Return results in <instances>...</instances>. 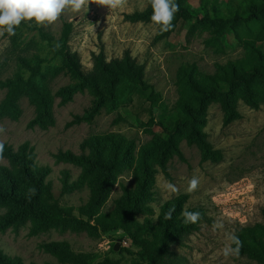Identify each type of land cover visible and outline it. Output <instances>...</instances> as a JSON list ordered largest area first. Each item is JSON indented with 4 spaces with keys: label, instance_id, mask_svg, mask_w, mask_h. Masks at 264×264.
<instances>
[{
    "label": "trees",
    "instance_id": "1",
    "mask_svg": "<svg viewBox=\"0 0 264 264\" xmlns=\"http://www.w3.org/2000/svg\"><path fill=\"white\" fill-rule=\"evenodd\" d=\"M144 11L127 18L132 22H151L150 0ZM179 11L175 21L196 23V27L210 34L205 45L216 54L230 51L232 42L240 46L243 57L218 64L212 73H203L195 63L182 65L176 74L178 98L171 108L143 77V66L128 50L120 58L109 62L104 54L92 55L93 66L85 71L78 56L68 50L69 25H65L60 44H54L44 35L45 46L52 52L58 67L44 71L48 61L39 57L34 61L19 59L20 70L11 78L0 79L5 95L0 102V120L17 121L21 114L19 101L25 97L34 108L29 129H48L55 123L53 105L72 101L74 94L87 91L92 101L82 114L74 115L68 126L92 123L102 111L121 112L151 139L138 149L133 139L120 133L96 134L85 139L76 155L59 151L54 155L63 162L80 169L78 178L69 182L62 176V192L87 189L88 199L78 207L63 206L54 197L47 180L50 168L38 166L33 148L23 143L16 150L4 144L3 158L8 166H0V232L18 231L30 224L29 235L36 236L50 230L59 232L108 234L121 231L132 250L122 248L120 253L136 258L143 264H178L174 248L185 246L188 238L205 221L202 208H185L186 195L163 203L153 220L155 177L162 172L168 178L170 160L185 161L180 144L195 146L201 161L219 162L222 154L215 150L204 131L208 108L218 104L223 112L222 124L227 127L240 117L239 101L252 109L264 104V0H199L195 10L187 0H176ZM23 24V22L21 23ZM64 73L70 83L51 94L49 84ZM122 118V117H121ZM154 129L158 132H154ZM129 173L131 188L121 185V195L114 207L104 211L119 177ZM34 190V192H33ZM171 211V217L168 213ZM199 212L196 224L185 223L183 211ZM241 241L238 255L264 264V211L262 223L240 227L233 233ZM232 248L236 245L232 242ZM42 248L56 258L55 264H120L104 258L100 261L90 252H74L66 241L49 242ZM0 264H23L19 257H9L0 251Z\"/></svg>",
    "mask_w": 264,
    "mask_h": 264
},
{
    "label": "rangeland",
    "instance_id": "2",
    "mask_svg": "<svg viewBox=\"0 0 264 264\" xmlns=\"http://www.w3.org/2000/svg\"><path fill=\"white\" fill-rule=\"evenodd\" d=\"M198 1L187 0V5L195 10ZM147 6V0H128L123 9L111 10L90 0L85 10L73 12L68 8L50 26L23 22L16 28L15 35L0 37V79L11 78L20 70L19 59L34 61L43 57L48 61L44 71L58 67L60 62L52 60V52L45 46L43 36H48L59 45L65 25L70 27L68 50L78 56L85 71L92 69L93 54L102 52L105 61L109 62L120 58L128 50L143 66L144 80L154 87L169 108L178 98L176 74L182 65L195 63L201 72L212 73L216 65L243 57V49L235 42L225 54H216L206 47L205 40L210 34L197 28L193 21L173 20L172 29L162 33L152 21L132 22L127 18L135 12L144 11ZM69 83L70 79L64 73L57 75L49 84L51 94ZM4 95L5 90L0 89V102ZM92 99L87 91L79 92L74 94L71 102L59 106V99L55 98V123L48 129L27 127L34 117V108L25 97L19 101L22 114L17 121L0 120V125L5 128V132L0 134V142L14 150L27 142L33 148L36 164L50 168L47 180L52 185L54 197L61 205L72 207L75 213L86 203L89 193L87 189L62 192L63 173L66 172L69 182H73L78 178L80 169L72 164L57 163L54 159L56 153L61 150L80 155L81 143L96 134H123L135 141L137 149L151 139V135L145 133L131 117L117 111H102L90 124L68 126L74 115L82 114L90 106ZM237 109L240 117L224 127L221 107L211 104L208 108L204 131L213 148L222 154L219 162H202L199 150L182 142L180 149L185 161L174 157L168 163V178L160 171L155 177L153 220L163 203L180 195L187 196L185 208L199 207L205 211V221L199 230L188 238L184 247L174 248L178 264H260L235 253L224 254L225 247L232 248L229 236L237 228L262 223L264 211V104L259 109H252L239 101ZM154 132L158 130L154 129ZM8 165L5 158L0 159V166ZM193 176L198 177L200 183L196 191L190 192L189 181ZM169 183L178 189V193L168 189ZM121 185L133 186L129 173L119 177L104 211L113 209L114 200L122 193ZM218 224L223 227H217ZM29 228L30 224H26L18 231L8 229L0 232V251L9 257L21 258L23 264H55L56 258L42 245L66 241L74 252H90L97 261L109 258L120 264H143L120 253L122 248L132 250L130 240L121 231L92 236L50 230L30 236ZM116 244H119L118 250L114 249Z\"/></svg>",
    "mask_w": 264,
    "mask_h": 264
},
{
    "label": "clouds",
    "instance_id": "3",
    "mask_svg": "<svg viewBox=\"0 0 264 264\" xmlns=\"http://www.w3.org/2000/svg\"><path fill=\"white\" fill-rule=\"evenodd\" d=\"M95 4L105 6L111 10L123 9L127 6L128 0H94ZM152 7V22L159 26L160 32H168L173 27L175 14L179 11L176 0H150ZM90 0H0V37L7 34L9 37L15 35V30L22 22L35 23L37 26H50L56 23L61 15L70 8L73 12H81L89 7ZM5 132V128L0 125V134ZM4 144L0 142V159L3 158ZM199 178L193 176L189 181L188 191L194 192L198 189ZM168 189L173 193H178V189L168 184ZM34 192V190H33ZM171 211L168 218L171 217ZM185 223L196 224L201 219L199 212L183 211ZM223 227L222 224L216 225ZM229 239L236 245L233 249L225 247L224 254H238L241 241L235 235H230Z\"/></svg>",
    "mask_w": 264,
    "mask_h": 264
},
{
    "label": "water",
    "instance_id": "4",
    "mask_svg": "<svg viewBox=\"0 0 264 264\" xmlns=\"http://www.w3.org/2000/svg\"><path fill=\"white\" fill-rule=\"evenodd\" d=\"M118 248H119V244H116L115 247H114V249L115 250H118Z\"/></svg>",
    "mask_w": 264,
    "mask_h": 264
}]
</instances>
